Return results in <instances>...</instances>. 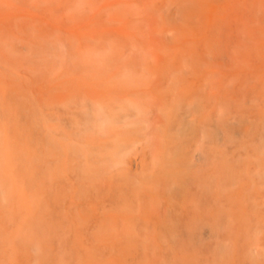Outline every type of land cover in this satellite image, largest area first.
Wrapping results in <instances>:
<instances>
[{
    "label": "rangeland",
    "instance_id": "374dc122",
    "mask_svg": "<svg viewBox=\"0 0 264 264\" xmlns=\"http://www.w3.org/2000/svg\"><path fill=\"white\" fill-rule=\"evenodd\" d=\"M242 1L0 0L19 264H264V0L252 24Z\"/></svg>",
    "mask_w": 264,
    "mask_h": 264
},
{
    "label": "bare ground",
    "instance_id": "6f19581e",
    "mask_svg": "<svg viewBox=\"0 0 264 264\" xmlns=\"http://www.w3.org/2000/svg\"><path fill=\"white\" fill-rule=\"evenodd\" d=\"M185 1H187V2H189V3H191L193 6L191 7V8H189L188 9V15L189 16H192L193 18H197V16L199 17V16H202L204 13H203V11L202 10H200L199 8H198V1H202V0H197V2L195 3V1H190V0H185ZM259 2H260V0H258ZM258 1H255V0H243L242 1V3H241V5H239L241 8L239 9V10H241V12H243V13H241V14H239V13H237V14H235L236 15V17H238L239 19H243L244 21L245 20H249V22L251 21V24H252V22L254 21V18H255V16L257 17V11H255L256 10V7H254V5L255 6H257L258 4L257 3H259ZM257 2V3H256ZM248 3V4H247ZM256 3V4H255ZM255 8V9H254ZM263 8V10H264V6L262 7ZM238 11V10H237ZM245 12V13H244ZM9 13L6 11L5 13H3V14H0V25H4L5 24V21H9L11 18H10V16L8 15ZM225 13L224 12H221V10H218V11H216L215 12V15L216 16H218V17H220L221 19H225L226 17L225 16H223ZM226 15V14H225ZM244 15H246V16H244ZM225 21V23H226V20H224ZM219 24H220V22H218ZM245 23L247 24V22L245 21ZM218 24V25H219ZM222 24H224V23H221L220 25L221 26H223ZM246 24H245V26H246ZM217 25V24H216ZM217 25V26H218ZM250 25V24H249ZM252 26V25H251ZM251 26H249L248 27V25H247V28H249V29H246L247 31L249 30L250 31V27ZM252 27H255V26H252ZM251 27V30L253 31V33L256 31L255 29H253ZM0 28H1V26H0ZM221 28V27H220ZM222 29V28H221ZM221 31V30H220ZM258 31H259V29H258ZM257 32V31H256ZM255 32V33H256ZM252 33V32H251ZM260 34H262V33H260ZM220 50H222V49H220ZM1 77V76H0ZM2 78V77H1ZM0 78V79H1ZM223 84H224V82H223ZM229 89V88H228ZM3 124V123H2ZM8 125V124H7ZM6 128V127H5ZM5 130V129H4ZM2 131V130H1ZM7 131H9V129L7 128ZM7 131H6V133L4 134V136L1 138V140H2V142H1V146H0V153H1V151L2 150H4V154H3V158H5L4 159V161L5 162H3V160H1L3 163H5V165H6V167L8 168V170L10 171V172H12L13 173V175L11 176L10 175V173H9V175H6V178H7V180L9 181V182H15V181H17V183L19 184V185H21L22 187L21 188H18V190L21 192V194L22 195H24L22 198H18V197H16L15 199H14V197L13 196H11V197H9L7 194H6V191H5V193H1V191H0V202L2 203V202H4L5 203V206H6V208L7 209H9L10 210V214H9V216L11 215V216H13V213H15L16 211L15 210H17V209H20L21 210V208H26V209H28V208H30L31 207V205L33 204L34 205V203L33 202H31V200H33L32 199V196H31V190H30V186H31V184H30V182H29V180H28V178L30 177V169H29V167L27 166V165H24V166H20V165H18L17 163L21 160V159H19L20 157H18L19 155H17V151H14L13 153H12V149H11V146L12 145H14V143H15V136H14V140L13 139H11V138H9V135H7ZM14 132V131H13ZM1 133V132H0ZM15 133V132H14ZM13 134V133H12ZM12 134H11V136H12ZM12 138H13V136H12ZM14 150V149H13ZM9 151V152H8ZM6 158H8V160L6 159ZM10 159H14L15 160V163L16 164H14V165H9L8 164V161L10 160ZM4 179H5V176H4ZM25 180H28V183L29 184H27V186L28 187H26V184H25ZM0 182H2V179H1V177H0ZM18 185V186H19ZM39 186V185H38ZM37 189H39L38 187H37ZM36 189V190H37ZM44 189V188H43ZM43 189L40 191V193H44V192H42L43 191ZM4 194V196L2 197V195ZM29 194V195H28ZM29 196V198L27 199L26 198V196ZM31 199V200H30ZM6 200V201H5ZM10 204H9V203ZM33 205H32V208H33ZM1 206V205H0ZM5 208V209H6ZM15 208V209H14ZM5 216V212H3L2 210H1V208H0V218H3ZM42 217V216H41ZM11 218V217H10ZM72 219H74L73 217H72ZM37 220H39V219H37L36 217H34V216H31V217H25L24 219H23V225H25V226H27L28 224H31V223H33L34 221V223H38L39 221H37ZM39 223H41V222H39ZM38 223V224H39ZM3 235H2V231H1V229H0V264H19V262L17 261V257L15 256L16 254H15V251H16V249H17V247L16 246H14V245H12V244H9V245H7L5 242H4V239H3V237H2ZM27 242H31V241H28L27 240ZM90 250V249H89ZM91 254H93V252H90ZM188 261V260H187ZM210 261V260H209Z\"/></svg>",
    "mask_w": 264,
    "mask_h": 264
}]
</instances>
